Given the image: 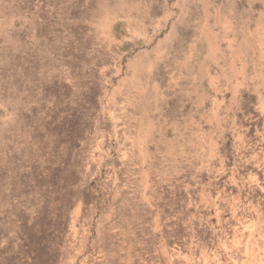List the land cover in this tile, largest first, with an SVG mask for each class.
Listing matches in <instances>:
<instances>
[{
	"label": "rangeland",
	"instance_id": "374dc122",
	"mask_svg": "<svg viewBox=\"0 0 264 264\" xmlns=\"http://www.w3.org/2000/svg\"><path fill=\"white\" fill-rule=\"evenodd\" d=\"M0 264H264V0H0Z\"/></svg>",
	"mask_w": 264,
	"mask_h": 264
}]
</instances>
